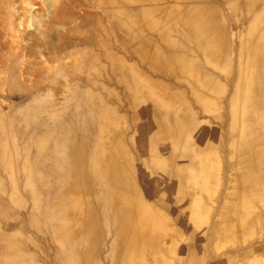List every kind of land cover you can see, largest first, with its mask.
<instances>
[{
  "label": "bare ground",
  "instance_id": "bare-ground-1",
  "mask_svg": "<svg viewBox=\"0 0 264 264\" xmlns=\"http://www.w3.org/2000/svg\"><path fill=\"white\" fill-rule=\"evenodd\" d=\"M122 2L126 7L116 15L123 19L125 43L139 62L166 80L131 67L127 87L137 118L132 136L127 117L110 103L113 92L104 99L91 89L80 92L71 109L56 117L55 128L41 134L33 130L30 145L39 154L22 167L36 180L40 172L60 175L59 192L51 197L45 213L63 241L62 264H165L167 257L184 248L175 213L187 214L200 228L203 218L215 212L209 202L213 198L204 192L213 179L211 149L220 150L225 142L218 129L201 120L196 107L207 112L215 106L208 95L223 103L228 88L210 69L225 68L227 63L226 9L238 20L250 16L252 23L241 46L230 125L239 171L235 192L227 196L213 231L232 247L252 240L264 225V127L263 132L256 129L264 118V0ZM82 106L88 108L86 117L81 116ZM219 115L225 125L226 115ZM31 117L24 114L21 119L25 129L38 126ZM4 118L0 126L7 135L0 141L6 143L12 130L6 120L1 124ZM17 137L21 140V134ZM3 166L8 170L6 162L0 163L2 190ZM18 171L19 167L10 170ZM5 234H0L4 241ZM108 236L112 242L104 257ZM5 242L0 264L26 261L28 244L10 238ZM16 251L22 258L18 262L9 258ZM251 263L264 264V260L244 262Z\"/></svg>",
  "mask_w": 264,
  "mask_h": 264
},
{
  "label": "rangeland",
  "instance_id": "rangeland-1",
  "mask_svg": "<svg viewBox=\"0 0 264 264\" xmlns=\"http://www.w3.org/2000/svg\"><path fill=\"white\" fill-rule=\"evenodd\" d=\"M121 2L0 0V118L6 116L1 124L8 122V129L12 130L6 143L0 141V163L8 165V170L3 166L1 179L4 189H0V234L8 235L5 241L10 238L28 244L26 261L21 264H62L59 251L63 241L58 238V229L51 228L46 216L51 197L59 192L60 175L40 172L36 180V175L33 179L22 168L29 157L39 154L38 148L30 145L35 136L33 130L41 134L46 129L55 128L59 113H67L72 107L70 104L80 97L79 93L91 89L93 94L103 99L110 97V91L113 92L110 103L120 115L127 117L132 136L137 118L131 91L127 87L128 80H132L131 67L135 66L155 79L166 80L165 76L159 77L139 62L125 43L124 32L120 28L123 19L116 15L126 7ZM110 10L114 14L108 17L106 12ZM223 13L228 24L229 55L225 68L210 66V69L228 88L223 103L208 95L215 106H210L207 112L196 107L201 120L218 129L225 142L223 150L211 149L214 157L210 174L213 179L204 192L213 198L209 202L216 210L210 217L203 218L200 228L192 225L187 214L175 213L184 248L180 254L167 257L165 264H221L222 260L226 264H244L246 260H264V225L258 228L252 240L235 247L229 240L218 238L213 231V222L220 219L227 196L235 192L234 178L239 171L233 159L230 125L233 122L234 81L242 60L241 46L248 39L247 32L252 23L250 16L247 20L245 16L238 20L230 9ZM92 34L96 35L94 40L88 38ZM88 39L91 41L89 44ZM80 111L82 117L87 116V106H82ZM221 113L226 115L225 125L221 121ZM24 114L33 117L32 123L38 125L36 130L25 129L21 122ZM263 127L264 118L256 123L257 131L263 132ZM4 130L0 126V138L6 137ZM20 134L21 140L17 137ZM18 167V172H10ZM5 241L0 237V262L5 257L4 247L8 245ZM111 242L112 237L108 236L104 257L109 254ZM189 244L191 247H187ZM20 255L16 251L9 258L18 262L22 259Z\"/></svg>",
  "mask_w": 264,
  "mask_h": 264
}]
</instances>
